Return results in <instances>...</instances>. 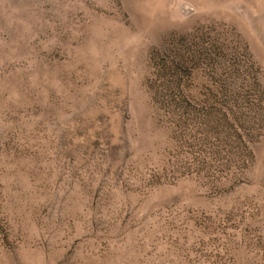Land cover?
I'll return each mask as SVG.
<instances>
[{
    "label": "rangeland",
    "instance_id": "obj_1",
    "mask_svg": "<svg viewBox=\"0 0 264 264\" xmlns=\"http://www.w3.org/2000/svg\"><path fill=\"white\" fill-rule=\"evenodd\" d=\"M0 264H264V0H0Z\"/></svg>",
    "mask_w": 264,
    "mask_h": 264
}]
</instances>
